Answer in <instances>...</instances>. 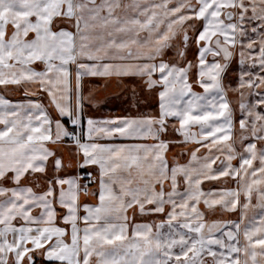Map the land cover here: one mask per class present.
<instances>
[{"label":"snow or ice","instance_id":"1","mask_svg":"<svg viewBox=\"0 0 264 264\" xmlns=\"http://www.w3.org/2000/svg\"><path fill=\"white\" fill-rule=\"evenodd\" d=\"M0 86V264H264V0H0Z\"/></svg>","mask_w":264,"mask_h":264},{"label":"rangeland","instance_id":"2","mask_svg":"<svg viewBox=\"0 0 264 264\" xmlns=\"http://www.w3.org/2000/svg\"><path fill=\"white\" fill-rule=\"evenodd\" d=\"M169 55L171 53L169 52ZM189 58H192V55H189ZM237 72H238V66L236 65V62L233 61L232 66L230 67L227 76L225 77V84L227 85L228 83H232L233 86H235L236 83V77H237ZM107 83V90L106 93L101 94L100 92L96 93V99L98 101H102L101 103H98L93 108V114L96 115H103L106 117L110 116H115V115H125V114H135L137 109L129 107L127 103V98L131 95V87L133 85H136L137 87V92L141 93L142 95H146V92L143 90V82L139 78H123L122 82L118 79L116 80H108L106 81L105 79H97V78H92V79H85V88L88 89L90 87H95L97 88V91H100V88H104L103 85ZM106 89V88H105ZM197 91H202L199 87L196 88ZM105 91V90H104ZM119 97L117 99L116 97ZM228 97L231 101H233V106L236 107V101L239 99V93L234 92L232 90L228 91ZM101 99V100H100ZM152 103H156V97L153 95L151 97ZM143 111V109H140ZM153 112L156 111L155 108L152 109ZM237 118L239 117V112L237 110L236 112ZM236 128L238 130L239 125L237 123ZM196 130V129H193ZM179 137H176L178 139ZM194 145L188 144V145H175L170 147L168 151V157L169 160H171L172 156L174 153L179 152L181 149L184 148H192ZM239 150V149H238ZM203 152V150H201ZM188 159L187 155H182L180 156L181 162H185ZM234 164L238 163V158L237 160L233 161ZM223 181L219 182H214L211 186L212 187H219L223 185ZM232 182L228 181L226 186H232ZM205 189L209 187V184L205 182L204 184ZM231 219H236L238 218V213L231 214L230 215Z\"/></svg>","mask_w":264,"mask_h":264},{"label":"crops","instance_id":"3","mask_svg":"<svg viewBox=\"0 0 264 264\" xmlns=\"http://www.w3.org/2000/svg\"><path fill=\"white\" fill-rule=\"evenodd\" d=\"M36 67L40 68L42 67V65H39L37 64ZM94 78H97V79H105V78H100V77H94ZM87 79H92V78H87ZM117 78L115 77H112V78H109L108 79V82L110 80H116ZM106 88V89H105ZM105 90V91H104ZM106 90H107V87H104V88H100V91H97L96 93L100 92L101 94H104L106 93ZM0 91H4L3 87L0 86ZM84 91H85V95H87V89L84 88ZM8 94H9V98H12V99H15V98H18L19 96L22 95V91H18L17 89H15L14 86H9V91H8ZM101 100V99H100ZM44 103H47V101L45 100ZM98 105V104H97ZM93 106L86 103L85 104V112L87 115H91L93 117H106V116H103V115H96V114H93L92 112L94 111L93 110ZM65 124L66 126L69 128V130H73V126L67 121V119L65 118ZM103 142V141H101ZM68 145V142L66 141L65 144H61L59 145L58 147L61 149L62 151V154L64 156V162L65 164L67 165L71 159V149L67 146ZM50 147H53L52 145H49ZM72 164H73V168L72 169H67V171L70 173V174H75L74 172V167H75V160H71ZM89 171H91V169H88ZM234 186V185H232ZM81 198L83 199V196H81ZM89 199H92L94 200V198L90 197ZM256 200L255 198L253 199V203H255ZM201 207H203V205H201ZM235 213H238V212H235ZM235 213H220L219 211H217L215 214H210L208 216V219H224V218H230V215L231 214H235ZM239 215V213H238ZM145 219L147 220H151L153 219L152 217H145Z\"/></svg>","mask_w":264,"mask_h":264}]
</instances>
